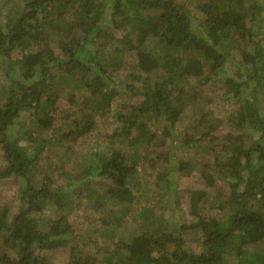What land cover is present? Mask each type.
<instances>
[{
	"label": "trees",
	"instance_id": "trees-1",
	"mask_svg": "<svg viewBox=\"0 0 264 264\" xmlns=\"http://www.w3.org/2000/svg\"><path fill=\"white\" fill-rule=\"evenodd\" d=\"M99 1L103 0H29L16 20L0 22V58L5 61L6 80L0 87V149L9 169L3 175L13 172L25 180L17 198L18 210L10 221L8 207H0V264H48L43 252L67 245L71 227L65 214L50 224L39 214L50 204L66 207L70 191L89 186L93 176L109 180L105 190L109 200L124 206L132 202L137 150L132 154L120 149L92 152L88 167L77 183L69 182L68 189L54 186L53 179L46 175L45 181L37 182L43 150L56 139H77L94 125L91 118H86L56 138L44 137L55 123L53 109L59 90L68 85L72 96L83 87L101 112L108 111L119 93L111 85V72L120 69V45L124 43L136 57L135 71L129 75L131 83L125 86L135 95L142 94L143 100L112 137L128 138L132 128L139 127L138 135L130 140L133 146H148L151 139L162 145L163 137L171 134L168 125L183 118L184 107L201 82L212 80V86L225 88L237 105L232 121L241 132L226 133L221 145L226 151L224 159L205 163L202 170L207 186L212 184L210 168H217L219 176L228 182V197L215 200L227 211L225 217L198 216L188 226L167 220L153 225L147 218L136 235L129 240L122 237L116 243L110 238L123 225L112 213L115 219L104 216V229L92 234L101 239L96 246L100 258L79 254L72 246L73 260L69 264H222L234 235L239 237L236 264H264V103L260 92L264 90V0L199 2L204 35L195 29V16L177 0H110L98 8L102 5ZM49 14L58 18L51 25L45 22ZM69 16L72 21L66 25L81 26L84 36L82 41L60 38L61 55H57L50 47L49 35L43 36ZM124 25L135 32L133 40L126 35L119 40L114 35L113 28ZM41 30L44 32L39 34ZM231 31L234 36L229 35ZM235 40L244 41L237 49L238 56L233 53ZM109 58L117 66L108 68ZM226 63H231L234 70L226 72ZM218 74L220 78L214 79ZM191 79L195 83L188 85ZM23 111H30L36 133L24 126L12 131ZM205 115L191 121H195L199 137L215 128L203 124ZM157 116L164 121L160 135L146 130L147 123ZM24 134L25 144L21 143ZM248 137L251 142L246 145ZM204 195L205 190L191 192L193 214ZM87 197L93 200L98 196ZM190 231L197 233L191 238L196 242L193 248L184 239ZM261 243L263 247L258 248Z\"/></svg>",
	"mask_w": 264,
	"mask_h": 264
},
{
	"label": "rangeland",
	"instance_id": "rangeland-1",
	"mask_svg": "<svg viewBox=\"0 0 264 264\" xmlns=\"http://www.w3.org/2000/svg\"><path fill=\"white\" fill-rule=\"evenodd\" d=\"M28 1L0 0V22L7 24L12 19L16 20L23 13L24 6ZM177 1L185 5L192 15L195 16V29L204 35L201 26L203 14L197 8V4L208 0ZM108 2L110 0H103L100 2L102 5L98 8L107 5ZM69 13L72 12L70 11ZM261 17H263L262 21L264 24V13ZM57 19L53 14H49L46 21H44L51 25ZM70 19L71 16H69V20L63 22L58 20L59 26L56 29H52L53 32L48 29L43 36L49 35L50 47L57 55H61L58 42L60 38L67 40L73 37L77 41H82L83 39L85 31L81 26L77 24L66 25V23L72 21ZM257 21L259 22V20ZM113 31L119 40L124 35L128 39L133 40L135 35V32L127 25L113 28ZM43 32L41 30L39 34ZM229 35H233V31ZM31 41L33 42L34 40ZM243 43V40H235L233 44L235 56L239 55L237 49ZM120 46H122L123 53L119 62L123 63H119L120 69L111 72V85L119 93L112 99L108 111L101 112V108L92 103L93 97L83 87L76 91L77 94L75 92L72 96L69 95L68 85L65 90L64 88L59 90V100L53 109L55 123L52 124L48 130L49 132L46 131L43 136H55L56 138L63 132L73 130L75 123H81L86 118H91L94 125L91 131L77 139L67 138L58 141L56 139V141L50 143L41 154L38 167L39 171L42 172L39 175L40 177L37 178V182L41 184L48 177L53 179L52 184L54 186L62 185L68 189L67 185L69 182L77 183V180L83 174L84 168L88 167L92 152L96 150L107 149L110 151L120 149L132 154L137 150L139 158L136 162L137 174L133 188V200L125 206L109 200L105 195V190L110 185L109 180L93 176L88 181L89 186H82V190L78 189V191H75L73 189V191H70L72 194H69V204L66 207L58 208L55 204L46 206L39 214V217L44 218L50 224L54 219L65 214L71 227V232L68 235L70 240L67 245L43 252L48 264H69L73 260V251L70 249L72 246L79 251V254H96L97 258H100V252L97 247L100 246L98 242L101 239L99 237L95 239L92 234L97 230L101 231L104 229L105 225L102 223L104 216L108 219L115 217L123 225V227L119 226L116 228L115 235L110 238L116 243L122 237L129 240L136 235L147 218L151 219V224L153 223V225H160L162 221L166 222L167 220L170 223L175 222L188 226L198 216L225 217L227 211L220 209L215 200L228 197L231 191L228 182L219 176L217 168H210L212 184L207 186L202 170L205 163H212L216 159L217 161L224 159L226 151H222L221 145L226 140V133L241 132L240 128H235L232 121L237 114V105L228 97L225 88L220 87L218 84L212 86L210 83L212 80L206 83L201 82L200 85L195 86V90L199 88L197 93H195L193 98H189V104L184 107L183 118L173 126L168 125L171 134H166L163 137L164 142L162 145L154 143L151 139L148 146H133L130 140L138 135L141 130L139 127L132 128L128 138L123 135L112 137L111 134L121 126L122 120L133 111L134 106L143 100L142 94L138 93V95H135V91L128 90L125 86L131 83L129 75L135 71L133 67L136 64V57L125 43ZM12 55L16 58L19 56L16 52L12 53ZM107 60L111 62L107 66L108 68L117 66L114 59L109 58ZM4 62L0 58V87L6 83L3 74ZM233 68L234 66L231 63H226L223 69L226 72H231L234 70ZM219 74L217 76L214 75V79L216 77L220 78ZM191 83H195V79L189 80L188 85ZM260 92L264 103V90ZM202 113H206L203 124L215 128L203 137H199L198 131L194 129L196 123L191 121L198 118ZM21 126H24L25 130L33 133L37 132V127L32 124L30 111L21 113L20 118L12 127V131L20 129ZM163 126L162 117L157 116L147 123L146 130L160 135ZM26 134H24L21 143H26ZM250 142L251 139L248 137L246 145ZM2 157L0 149V207H8V219L10 221L18 210L17 198L25 180L13 172L3 175V172L9 169ZM181 166H184V168ZM45 175L46 177H44ZM195 190H205V195L204 199L198 204L195 214H193L190 209V194ZM87 195L93 198L98 197L89 200ZM146 208H148L147 212L145 211ZM112 213H115L114 217H112ZM108 227L111 228L109 224ZM196 234V232L190 231L185 235L184 239L187 246L196 247V242L191 239ZM230 241V248L228 247L225 261L222 264H236L235 247L239 243V237L234 235ZM1 246L4 247L3 245ZM261 247H263V244L258 248ZM249 248L252 247L249 246Z\"/></svg>",
	"mask_w": 264,
	"mask_h": 264
}]
</instances>
